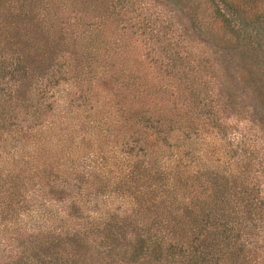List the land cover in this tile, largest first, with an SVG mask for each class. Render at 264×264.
Returning a JSON list of instances; mask_svg holds the SVG:
<instances>
[{
    "label": "trees",
    "instance_id": "16d2710c",
    "mask_svg": "<svg viewBox=\"0 0 264 264\" xmlns=\"http://www.w3.org/2000/svg\"><path fill=\"white\" fill-rule=\"evenodd\" d=\"M189 8L219 31L264 17ZM178 31L144 0H0V264H256L264 170Z\"/></svg>",
    "mask_w": 264,
    "mask_h": 264
},
{
    "label": "rangeland",
    "instance_id": "374dc122",
    "mask_svg": "<svg viewBox=\"0 0 264 264\" xmlns=\"http://www.w3.org/2000/svg\"><path fill=\"white\" fill-rule=\"evenodd\" d=\"M144 1L178 28L180 36L186 39L184 44L210 69L206 78L209 95L226 124L230 141L235 147L244 145V149L250 150L256 158L255 162L246 161L250 164L246 166L249 171L264 170V17L260 12H251L234 22L233 30L219 31L220 25L216 21L208 25V17L203 25L194 20L189 0ZM209 14L210 9L206 15ZM153 71L156 74L157 70ZM220 151L226 158L227 150ZM259 181L264 201V176H260ZM23 219L27 217L23 216ZM261 220L264 223V214ZM261 231V236L249 245L252 249L250 257L256 264H264V227ZM97 250L101 252L104 248L97 247ZM93 253L85 259V264H103L97 256L99 253ZM141 261L182 264L174 261L157 263L149 255Z\"/></svg>",
    "mask_w": 264,
    "mask_h": 264
}]
</instances>
